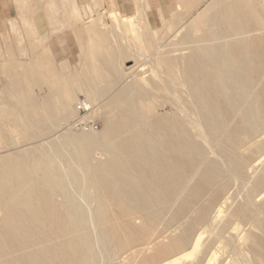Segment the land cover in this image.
<instances>
[{
    "label": "bare ground",
    "instance_id": "bare-ground-1",
    "mask_svg": "<svg viewBox=\"0 0 264 264\" xmlns=\"http://www.w3.org/2000/svg\"><path fill=\"white\" fill-rule=\"evenodd\" d=\"M261 1L222 0L212 32L177 44L189 53L160 57L151 78L141 67L105 103L94 95L101 133L0 155V264H205L223 208L251 225L250 244L210 264H264Z\"/></svg>",
    "mask_w": 264,
    "mask_h": 264
},
{
    "label": "rangeland",
    "instance_id": "rangeland-1",
    "mask_svg": "<svg viewBox=\"0 0 264 264\" xmlns=\"http://www.w3.org/2000/svg\"><path fill=\"white\" fill-rule=\"evenodd\" d=\"M41 1L55 0H0L1 156L14 154L16 150L31 152L39 148L49 149L61 136L85 134L70 127L71 122L76 117L75 104L79 98L85 97L92 103L91 99L95 95V97L99 98V102L105 103L117 91L123 90L127 83L129 84L130 81L135 80L137 70L141 67L145 66L147 68V76L145 74L143 76L147 78L150 76L149 78H151L154 74L153 70L158 68L155 63L158 62L160 57L189 53L183 46H177V44H181L180 39L187 31L189 32L190 41L187 40L186 43H189L198 37L208 35L216 28L214 25L216 15L214 8L200 19V24H193L198 17V13L211 4L210 0H205L201 8L197 12L192 13L184 24H166L151 34L149 31L141 30L140 32L139 29L146 27V25L143 23L142 18H137L135 19L137 26H132L131 32H128L126 35L120 32L121 29L115 22L116 19L113 20L114 24L108 10L103 9L102 2L104 0H56L63 4L77 2L79 6H88V8H80L78 10V24L76 25L77 40L73 42H54L48 39L56 33L53 29L57 27L66 28V25L52 18H49V24L45 25L44 21H39L38 14L40 12H47L49 14L50 12H65L67 10L39 9L38 4ZM220 1L222 2V0ZM221 2L219 3L221 4ZM260 2L262 1L260 0ZM6 11L9 13L8 16L3 15V12ZM94 24L100 29H106L105 35L108 36L106 43H99L102 55L99 56L98 60L91 58V55L88 53L90 43L94 37L89 27ZM114 26L118 31L114 30ZM45 28H51L52 31L46 32L44 31ZM178 28L179 30L176 31ZM119 35L123 38L133 37V41L129 43V49L133 54L119 60L116 72H104L101 69L100 61L109 58V55H107L108 51H105L104 47H116L121 43L124 45V42L115 39ZM95 36L97 38V34ZM54 44H57L58 49L66 46L72 48L73 58L71 62L70 60L69 62L66 61V57H60L58 61L53 58L51 47ZM95 61H99L97 65L98 69L91 74V78L97 85L85 87L84 85L86 84L81 80V75L86 70V67ZM78 73L80 75L78 92L77 95H72V89L70 88L72 83L71 76ZM118 74L120 79H118ZM129 76L131 78L132 76L134 77L130 80ZM108 81H111L112 88H109L105 92L104 86L108 84ZM99 93L101 94L99 95ZM136 94L137 92L132 94V98L136 97ZM68 95H71L70 100L67 99ZM160 101L164 103V100L160 99ZM96 105L95 113L100 121V130L97 133H101L105 128L106 118L100 110L99 112L96 111V107H99V105ZM143 106L151 113L166 112L165 109L156 110L155 101L153 100H145ZM167 110H170L169 107H167ZM48 119L51 120L49 121ZM52 119L55 124L52 122ZM244 151V147L240 149V153H244ZM97 156V161L101 160V154L97 151L94 154V163L97 162ZM248 156L250 157L249 162L251 161L252 163L260 158V155L257 156V154L254 156L248 154ZM55 165L61 166V163L57 161ZM260 167L264 170V165ZM235 189L234 191L245 194L242 189ZM241 197H244V195ZM241 197L237 198L238 201L243 199ZM225 201L227 202L228 199ZM233 202L234 200H230L226 206L232 205ZM217 210L216 208L215 214ZM195 214L196 208L189 215L193 216ZM226 214L223 208L222 218L217 220L218 223L224 220L222 224L225 225L226 222L229 224L225 225L227 226V230L221 240L212 235L211 232L209 233L208 230H205L204 240L206 242L204 244L208 245L210 241L217 244L209 250L205 264H210V259L215 254L220 255L223 260L229 256L232 249L237 247V249L243 250L250 244L248 233L251 225L242 226L239 220L234 219L233 222L231 219L229 220L230 217L227 218L229 215ZM234 231L236 232L234 233ZM231 234L232 237L230 236ZM226 239L227 241H231L232 247L227 246V243H225L227 242ZM152 253L153 250L150 248L148 255ZM178 256H175V258ZM172 259L174 257L169 258V260Z\"/></svg>",
    "mask_w": 264,
    "mask_h": 264
},
{
    "label": "crops",
    "instance_id": "crops-1",
    "mask_svg": "<svg viewBox=\"0 0 264 264\" xmlns=\"http://www.w3.org/2000/svg\"><path fill=\"white\" fill-rule=\"evenodd\" d=\"M204 1L205 0H104L102 2V7L104 10H108L112 21L116 19L115 22L120 26L121 33H124L126 35L128 34V32H131L132 30L131 27L137 26L135 19L142 18L143 23L146 25V27L139 29L140 32L141 30H143V31H149V33L152 34L155 32V30L161 28L166 24L175 25V24L186 23V20L190 17V15L192 13L197 12L201 8L202 3ZM219 2L221 1L210 0L211 4L207 6L202 12L198 13V17L196 18L193 24H200V19L204 17L208 13V11L218 7ZM38 8L67 10L65 12L58 11V12H50L49 14L47 12H40L38 14L39 21H44L45 25L49 24L48 23L49 18H52L55 21H59L61 24L66 25V28L57 27L53 29L54 31H56V33L53 36L49 37L48 39L54 42H59V41L73 42L77 40L76 25L78 24L77 21L79 14L78 10L80 8H88V6H79V3L77 2L76 3L70 2L63 4L62 2H57L55 0V1H41L38 4ZM3 15L8 16L9 15L8 11L3 12ZM115 22L113 21L114 24ZM89 30L93 33L94 37L92 38V41L90 43L88 53L89 55H91V58L93 59L96 58L98 60V58H100L99 56L102 55L99 43H106L108 41V36L105 35L106 29H100L97 25L95 26L94 24L89 27ZM114 30L118 31L115 26H114ZM177 30H179V28L176 29V31ZM44 31L51 32L52 29L45 28ZM41 32H43V30H41ZM96 34H97V38L95 36ZM182 38H185V41L187 40L190 41L189 32L187 31L186 34L182 35L181 39ZM115 39L124 42V45H122L121 43L116 47H111V48H109L108 46L104 47L105 51H108L107 55H109L108 59L100 61L101 69L104 72L105 71L110 73L116 72L117 65L119 64V60L127 57L130 54L131 55L133 54V52H131V50L129 49L130 47L129 43L130 41H133V37L123 38L122 36L119 35L115 37ZM71 49L72 48L67 46L58 49L57 44H54L51 47V51L54 56L53 58H55V60L58 61L60 60L59 59L60 57H64V58L66 57L65 60L68 62L70 60L71 62L73 58ZM98 62L99 61L92 62V64L86 67V70L83 71L81 75L82 76L81 80L86 84L84 85L85 87L97 85L95 84V81L91 78V74L97 71L96 69H98L97 68ZM79 76H80L79 73L71 76L72 83L70 88L72 89L71 91L72 95L74 94L77 95L79 88L78 85Z\"/></svg>",
    "mask_w": 264,
    "mask_h": 264
},
{
    "label": "built area",
    "instance_id": "built-area-1",
    "mask_svg": "<svg viewBox=\"0 0 264 264\" xmlns=\"http://www.w3.org/2000/svg\"><path fill=\"white\" fill-rule=\"evenodd\" d=\"M76 117L70 124L74 130L81 132H99L100 121L95 115V107L85 97H81L75 104Z\"/></svg>",
    "mask_w": 264,
    "mask_h": 264
}]
</instances>
